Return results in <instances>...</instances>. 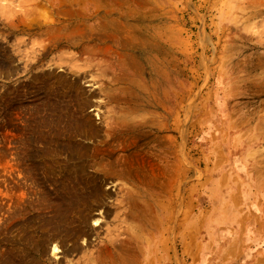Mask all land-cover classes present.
<instances>
[{
	"label": "rangeland",
	"instance_id": "rangeland-1",
	"mask_svg": "<svg viewBox=\"0 0 264 264\" xmlns=\"http://www.w3.org/2000/svg\"><path fill=\"white\" fill-rule=\"evenodd\" d=\"M224 1L0 0V264H264V20Z\"/></svg>",
	"mask_w": 264,
	"mask_h": 264
},
{
	"label": "bare ground",
	"instance_id": "bare-ground-1",
	"mask_svg": "<svg viewBox=\"0 0 264 264\" xmlns=\"http://www.w3.org/2000/svg\"><path fill=\"white\" fill-rule=\"evenodd\" d=\"M211 2V1H210ZM221 2V1H220ZM224 4H225V8H222V15L226 16L227 19H233V18H240L242 20V24H244V28L246 30L248 29H253V26H251L252 24H254V22H256L255 20L258 18V17H261L262 20H264V0H226L224 1ZM219 5V4H218ZM260 7V8H259ZM197 9L198 11L200 10V5L198 4L197 5ZM233 27V26H232ZM232 27H229L230 29ZM233 29V28H232ZM236 29V28H235ZM256 36L254 34H242V38L246 41V48L249 47V48H264V42H259V41H264L262 39H264V22L262 23V28L259 29V31H256L255 32ZM251 41H255L254 42V46H251ZM233 56V55H232ZM213 74V73H212ZM247 76H250L249 74ZM262 77V76H261ZM217 96V95H216ZM219 97V95H218ZM219 98H217L218 100ZM215 101V100H214ZM218 102V101H217ZM218 104H216L217 106ZM263 105V104H262ZM221 109V108H220ZM264 110V109H263ZM219 111V110H218ZM221 111V110H220ZM223 126V125H222ZM221 129V128H220ZM259 132L260 133H264V123H263V127H260L259 128ZM216 133V132H215ZM228 133V132H227ZM233 136V135H232ZM215 139V138H214ZM227 139V138H226ZM238 139V137L236 138ZM241 138H239V140H236L235 143H239ZM229 141V139H228ZM226 142V141H225ZM222 143V142H220ZM228 143V142H227ZM242 143V142H240ZM234 144V143H233ZM232 145V144H231ZM235 145V144H234ZM243 145V144H242ZM239 146V145H238ZM220 148V146H219ZM217 148V149H219ZM227 148V147H226ZM214 149V147H213ZM239 150V149H238ZM222 151V150H221ZM257 151V150H256ZM256 151L252 152V155L253 154H256ZM238 152V151H237ZM247 152V151H246ZM225 153V152H224ZM230 153V152H229ZM216 154V153H215ZM238 154V153H237ZM222 155H220L221 157ZM254 156V155H253ZM226 157V155H225ZM231 157V156H230ZM255 157V156H254ZM219 158V157H217ZM246 164L249 162L248 160V157L246 156ZM261 157H259V159L255 158L256 160H251L253 162V164H255V166H258V164L260 166L263 167V172H264V159L263 160H260ZM216 159V158H215ZM239 159V157H238ZM227 161V160H226ZM222 162V161H221ZM263 164H262V163ZM229 163V162H228ZM221 164V163H220ZM230 165V164H229ZM251 164H249L247 167L244 166V169L240 170L241 173H242V177H250V172L251 171V168L253 166H250ZM212 166V165H211ZM250 166V167H249ZM221 168V167H220ZM224 168V166L222 167ZM232 169V168H231ZM254 169V167H253ZM214 170V169H212ZM218 170V169H217ZM215 171V170H214ZM231 171V170H230ZM216 172V171H215ZM219 174V173H218ZM252 174V173H251ZM264 174V173H263ZM240 175V174H239ZM218 177V176H217ZM262 177V176H261ZM237 179V178H236ZM260 179V178H259ZM253 181V180H252ZM217 182V181H216ZM227 182V181H226ZM215 183V182H214ZM235 184V183H233ZM222 187V186H221ZM224 187V186H223ZM252 187V186H251ZM220 188V187H219ZM243 191V190H242ZM225 192V191H224ZM241 192V191H240ZM230 195V194H229ZM242 195V194H241ZM250 195V194H249ZM248 198V197H247ZM253 207V206H252ZM229 210V209H228ZM257 212V210H256ZM254 215V214H252ZM237 217V216H236ZM261 217V216H260ZM263 219V218H262ZM223 220V219H222ZM231 223V222H230ZM248 224V223H247ZM245 231V230H244ZM252 231V230H251ZM230 232V231H229ZM234 234V233H233ZM256 234V233H255ZM229 235V234H228ZM54 248V251L56 249V246L53 247ZM251 262V259L250 261ZM252 264H256V263H252Z\"/></svg>",
	"mask_w": 264,
	"mask_h": 264
}]
</instances>
